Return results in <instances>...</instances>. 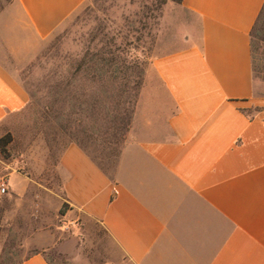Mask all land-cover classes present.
I'll list each match as a JSON object with an SVG mask.
<instances>
[{"label":"crops","instance_id":"1","mask_svg":"<svg viewBox=\"0 0 264 264\" xmlns=\"http://www.w3.org/2000/svg\"><path fill=\"white\" fill-rule=\"evenodd\" d=\"M16 2L7 44L20 62L16 53L38 54L86 0ZM181 6L199 19L200 40L154 62L113 176L81 146L64 150L67 203L129 264H264V94L250 37L264 0ZM29 101L0 60V123ZM22 264L50 263L40 253Z\"/></svg>","mask_w":264,"mask_h":264},{"label":"rangeland","instance_id":"2","mask_svg":"<svg viewBox=\"0 0 264 264\" xmlns=\"http://www.w3.org/2000/svg\"><path fill=\"white\" fill-rule=\"evenodd\" d=\"M139 2L86 0L38 54L29 57L16 53L20 61L16 62L7 39L9 29H18L19 6L16 0H0V60L30 98L26 107L9 113L0 123V139L10 136L12 140L5 151L0 144V183L5 182L8 188L6 194L0 195V260L23 261L39 252L50 264H129L98 222L72 210L67 203L60 158L69 145L77 144L113 176L130 130L120 144L111 143V136L103 134L102 117L98 111L90 116L87 106L80 105L83 98L76 88L72 91L80 97L78 101L60 103L48 111L46 106L52 97L48 96L43 78L56 70L60 58L73 59L93 50L92 37L102 28L106 33L111 29L124 31L128 22L137 20ZM90 4L92 10L81 15ZM79 15L82 17L77 20ZM151 25L146 44L135 43L139 47L133 50L146 64L143 87L157 59L188 49L201 38L199 19L173 2ZM14 38L16 42L23 39L17 35ZM144 46L150 50H145L146 55ZM262 52L254 54V76L258 93L264 94Z\"/></svg>","mask_w":264,"mask_h":264},{"label":"trees","instance_id":"3","mask_svg":"<svg viewBox=\"0 0 264 264\" xmlns=\"http://www.w3.org/2000/svg\"><path fill=\"white\" fill-rule=\"evenodd\" d=\"M169 2L181 6L184 0H140L139 11L135 14L137 20L134 23L128 22L124 31L111 29L106 33V28H102L92 37L93 50L88 49L73 59L60 58L56 70L43 78L46 89L49 90L48 96L52 97L46 109L50 111L54 105L73 102L74 99L78 101L80 97L78 98V94L76 97V93L72 91V88H76L83 98L80 105L87 106L86 110L90 112V116L98 111V115L102 117L103 126L105 125L104 136H111V143L120 144L124 141L143 88L146 65L144 60L133 54V50L139 47L135 43H144V40L151 36L149 31L152 27L151 22L156 23L162 17L163 8ZM89 10H92L91 4L81 15ZM81 15L77 20L82 17ZM250 37L254 67L255 52L262 50L264 54V6ZM144 47L143 54L146 55L150 50ZM241 111L249 116L252 113V110L247 109ZM255 111L261 109L256 108ZM11 142L10 136L0 139L2 150L5 151ZM65 213L66 210L62 211V214ZM37 254L40 253L36 252L33 255ZM25 260L15 261L13 258H6L1 259L0 264H22Z\"/></svg>","mask_w":264,"mask_h":264},{"label":"built area","instance_id":"4","mask_svg":"<svg viewBox=\"0 0 264 264\" xmlns=\"http://www.w3.org/2000/svg\"><path fill=\"white\" fill-rule=\"evenodd\" d=\"M7 184L5 182L0 183V195H4L7 192Z\"/></svg>","mask_w":264,"mask_h":264}]
</instances>
